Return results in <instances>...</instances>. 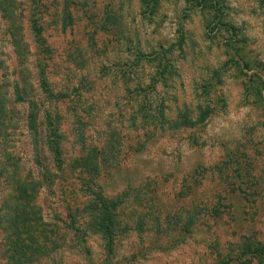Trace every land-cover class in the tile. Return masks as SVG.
Wrapping results in <instances>:
<instances>
[{"label": "rangeland", "instance_id": "374dc122", "mask_svg": "<svg viewBox=\"0 0 264 264\" xmlns=\"http://www.w3.org/2000/svg\"><path fill=\"white\" fill-rule=\"evenodd\" d=\"M216 1L223 20L235 28V40L244 43L246 58L264 65V0ZM66 3L72 17L67 26ZM36 24L42 33L34 32ZM228 40L188 0H161L151 18L142 14L140 0H0V98L7 99L14 119L5 145L17 154L22 174L39 173L36 151L50 159L27 128L33 101L40 125L46 109L62 116L67 164L87 149L101 152L96 183L122 203L109 264H231L229 258L264 264V255H242L264 248V116L242 85L246 73L264 77V71L228 70ZM155 54L176 67L156 92L150 88ZM214 72L223 75L222 102L202 128L154 127L162 106L173 118L201 103L199 88ZM43 80L63 99L51 101ZM141 88L149 96L143 112ZM62 182L38 198L44 219L57 228L68 206L75 213L84 202L77 190L64 194ZM5 192L0 178V199ZM87 220H79L81 228ZM67 235L65 244L53 241V253L40 264H106L99 236H89L86 255L74 234ZM1 237L0 231L5 264Z\"/></svg>", "mask_w": 264, "mask_h": 264}, {"label": "trees", "instance_id": "16d2710c", "mask_svg": "<svg viewBox=\"0 0 264 264\" xmlns=\"http://www.w3.org/2000/svg\"><path fill=\"white\" fill-rule=\"evenodd\" d=\"M160 1L140 0L142 14L151 18L157 11ZM188 1L193 8H197L203 13L204 18L209 20L210 25H213L214 29L229 35V40L226 41L225 47L228 58L225 64L229 67L228 70H234V73L237 71L239 72L238 74H241L243 67L248 72L252 71V68L262 67L264 71V65H256L253 59H247L244 55V43L235 40V35L232 34L235 33V28L230 22L223 20V7L218 1ZM67 8H69V3H66L65 9L64 25L66 26L72 23V17ZM34 32L40 34L42 33V28L36 24ZM40 39H38L40 50L49 55L50 50ZM182 43L183 40H180V46ZM164 54L165 52L162 53L163 56ZM163 56L155 54L151 61L154 64V73L150 88L154 92L157 91L158 85H167L169 79L176 72L175 65L165 60ZM222 78L223 75L220 72H214L212 79L203 81L199 88L202 92L203 101L196 104L194 109L188 107H185L184 110L180 109L173 118H167L165 107L161 104L162 107L158 111L157 119L153 123L154 127L158 125L161 129H164V126L168 125L171 131L202 128L217 111V105L222 102L221 97L218 95L219 88L223 82ZM243 80L244 83L242 85L245 91L250 97L254 98L253 103L259 105L264 116L263 75L261 73H246L243 75ZM42 86L51 101L63 99L60 94L54 95L49 90L46 81L43 80ZM138 94H141L142 97L143 106L140 105V108L143 112L149 103V96L142 88ZM18 99L22 100L23 98L19 96ZM6 100L4 97L0 98V143L2 144L0 148V178L6 184V192L0 199V231L2 235L1 244L3 246L1 258L5 264H40L42 260L47 259L53 253V241L59 243L61 241V243L65 244L67 234L72 232L82 252L86 255H88L85 249H87L89 236H99L102 248L106 253L104 262L109 264L116 252L119 228L122 223L119 213L122 203L118 198L107 196L102 187L96 183L103 170L101 152L96 148L87 149L79 156L71 159L70 163L67 164L62 150V134L60 130L62 116L56 111L50 112L46 109L43 111L44 120L40 125L38 105L33 101H29L27 128L37 141L36 147L38 148L39 144L42 145L45 151L49 153L50 159L48 160V157L42 159L38 151H36L35 162L40 168L39 173L36 176L31 171L22 174L17 154L7 149L5 145L10 140L11 133L9 131L13 128L14 120L13 109L7 107ZM191 140L196 142L197 139L191 137ZM104 160V163L107 164L106 159ZM241 177L242 175L238 174L237 179H241ZM57 180L68 184L67 188L64 187L63 182L61 184L64 194H70L71 191L76 192L77 190L81 202L84 200L83 205L81 203L78 209L75 207V213L72 207H67L68 209L65 211L66 219L63 221L58 219V223L61 224L59 228L49 224L44 219L42 207L38 202L42 190L51 188ZM234 186L231 185L230 187L234 188ZM79 196L78 194L75 195V200ZM78 215L81 217H78ZM83 217H85V220L88 219V223L84 226L85 228H81L79 223V220ZM190 220L191 222L193 221L192 218ZM125 228L127 229V227ZM242 255H250L252 258L255 256L260 257L264 255V248L253 249V251L252 249H247L245 254ZM230 260L229 258L228 261L231 264H240L238 260L235 261L234 259L233 262Z\"/></svg>", "mask_w": 264, "mask_h": 264}]
</instances>
